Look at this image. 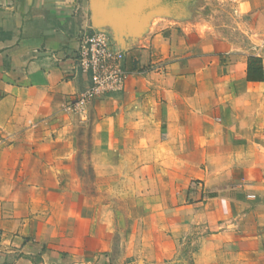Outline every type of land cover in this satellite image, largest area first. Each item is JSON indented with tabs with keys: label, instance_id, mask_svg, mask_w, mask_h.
I'll list each match as a JSON object with an SVG mask.
<instances>
[{
	"label": "crops",
	"instance_id": "obj_1",
	"mask_svg": "<svg viewBox=\"0 0 264 264\" xmlns=\"http://www.w3.org/2000/svg\"><path fill=\"white\" fill-rule=\"evenodd\" d=\"M237 1L250 28L237 39L177 25L145 36L147 26L136 34L127 26L124 36L118 27L110 31L142 71L128 75L120 92L91 104L98 115L93 152L97 139L121 138L137 169L153 161L177 177L204 180L213 194L183 206L186 184L164 185L168 198L162 184L158 194L144 190L148 209L126 214L139 221L119 251L115 215L108 217L97 199L75 211L80 207L69 203L70 193L79 184L49 178L60 164L38 158L57 155L44 144L54 134L44 127L90 87L76 70L80 38L118 19L98 23L84 0H0V264H172L180 239L198 229L220 241L204 239L190 264H247L250 257L264 264V250L254 251L228 224L232 180L224 176L233 169L242 176L239 188L253 193L255 217H264V80L247 79L250 56L262 59L264 75V0ZM94 183L103 186L98 178ZM129 183L140 192L150 187L145 180Z\"/></svg>",
	"mask_w": 264,
	"mask_h": 264
},
{
	"label": "rangeland",
	"instance_id": "obj_2",
	"mask_svg": "<svg viewBox=\"0 0 264 264\" xmlns=\"http://www.w3.org/2000/svg\"><path fill=\"white\" fill-rule=\"evenodd\" d=\"M84 2L88 6L90 18L96 19L98 23L101 24L110 17L114 20L118 19V22L112 24L111 28L99 27L96 28V31L105 34L112 45L122 53L124 67L127 70L132 58L136 59V57L119 49L112 41L110 31H114L117 27L122 32V36L126 34L127 26L132 34L141 32L145 26L149 27L147 32L142 34L143 36L147 35L150 29L152 31L160 27H175L176 25L180 29L184 27L200 33H217L220 36L236 39L246 36L250 31V28L244 25L241 12L236 8L237 0H84ZM139 70L141 72L142 68ZM121 90L93 99L82 106L77 105L75 101L80 96L78 95L54 123L51 122L44 127V130L54 132L46 140L47 142L44 141V144L53 146L57 155L49 156L46 160L41 155L38 156L41 162H47L50 165L60 164L56 171H49V178H70L79 184L77 188L72 187L70 193L69 203L72 206L80 207L75 208V211L86 207L92 208L97 199L99 206L107 207L108 217L112 216V213L115 215L114 222L119 226V233L114 238L119 251H121L122 243L126 238V232L133 231L139 221L128 218L126 214L129 211L140 213L148 209L146 201L142 200L144 190L149 189L158 194L159 188L156 186L162 184L163 194L168 198L171 192L164 189V185L176 181L186 184L188 187L185 189L183 206L205 202L209 196L213 195L205 188L204 180H193L185 178V176L177 177L170 171L158 168V165L153 161L151 163L146 160V164L149 165L146 168L137 169L136 164L134 165L131 158L126 155L125 140L121 138L114 140L109 137L99 138L94 144L95 151L93 152V135L98 115L92 111L91 104ZM105 130L110 132V126H104L102 131ZM98 131L101 132V128ZM112 147L118 148L117 155H111ZM105 152L107 154H104ZM161 157L168 158L165 154H161ZM231 157V162H234V156L231 155ZM111 163H114L113 168ZM95 166H98L99 169L96 170ZM229 176H224L225 180L228 178L232 180L227 188L229 194H232L230 198L232 211L228 224L233 229L229 231L247 238L246 243L251 244L253 250L260 253L264 250V217H255L253 193L246 194L243 187L239 188L242 183L240 171L233 169ZM96 178L103 184L102 187H96L94 183ZM133 180H145L150 184V187H141L140 192L137 187H133L132 183H129ZM194 183L197 184V187L194 186ZM74 189H77L78 196H74ZM216 194L221 196V192ZM13 205L12 203L11 207ZM63 211L68 213L66 207L58 208V213L61 214ZM204 239L220 241L215 235L203 233L198 229L194 231V235L184 236L180 239L174 258L176 262L172 264H190L193 251L195 261L196 252L202 246ZM222 258L223 256H220L218 259ZM253 262L256 263L255 257H250L247 264H254Z\"/></svg>",
	"mask_w": 264,
	"mask_h": 264
},
{
	"label": "built area",
	"instance_id": "obj_3",
	"mask_svg": "<svg viewBox=\"0 0 264 264\" xmlns=\"http://www.w3.org/2000/svg\"><path fill=\"white\" fill-rule=\"evenodd\" d=\"M79 41L76 70L90 81L88 91L75 100L77 105L82 106L122 89L124 80L131 72L124 67L122 53L105 34L90 29Z\"/></svg>",
	"mask_w": 264,
	"mask_h": 264
},
{
	"label": "trees",
	"instance_id": "obj_4",
	"mask_svg": "<svg viewBox=\"0 0 264 264\" xmlns=\"http://www.w3.org/2000/svg\"><path fill=\"white\" fill-rule=\"evenodd\" d=\"M248 69H247V79L249 82H258L264 80L263 75V66L262 59L259 57L250 56L248 58ZM128 70L130 72L137 71L140 72L139 62L137 59H133L130 61L128 65Z\"/></svg>",
	"mask_w": 264,
	"mask_h": 264
}]
</instances>
